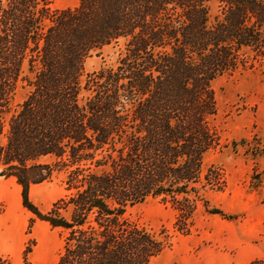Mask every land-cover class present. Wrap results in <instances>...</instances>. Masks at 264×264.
<instances>
[{
	"label": "trees",
	"instance_id": "trees-1",
	"mask_svg": "<svg viewBox=\"0 0 264 264\" xmlns=\"http://www.w3.org/2000/svg\"><path fill=\"white\" fill-rule=\"evenodd\" d=\"M49 4L0 0V173L64 232L53 264H150L167 237L126 217L149 198L171 202L181 233L199 205L230 219L208 199L221 185L208 160L219 144L211 82L264 58V0ZM107 46L121 47L114 66L85 75ZM19 81L30 90L13 109ZM61 171L68 195L41 212L29 188Z\"/></svg>",
	"mask_w": 264,
	"mask_h": 264
},
{
	"label": "rangeland",
	"instance_id": "rangeland-1",
	"mask_svg": "<svg viewBox=\"0 0 264 264\" xmlns=\"http://www.w3.org/2000/svg\"><path fill=\"white\" fill-rule=\"evenodd\" d=\"M78 2L50 0L49 6L72 8ZM209 6L211 22L219 8L216 1ZM120 50V46H107L92 53L85 60L84 74L114 66ZM211 88L216 115L210 122L219 144L208 160L218 168L221 185L219 190H209L208 199L230 219L208 214L199 205L187 224L188 232L181 233L171 202L149 198L128 208L129 221L167 237L163 252L150 264H246L264 258V58L250 69L216 78ZM29 90L26 82L19 81L10 99L13 109ZM63 180L61 171L30 186L29 199L47 212L68 195ZM63 239L61 229L51 228L22 206L15 178L0 176V264H53Z\"/></svg>",
	"mask_w": 264,
	"mask_h": 264
},
{
	"label": "water",
	"instance_id": "water-1",
	"mask_svg": "<svg viewBox=\"0 0 264 264\" xmlns=\"http://www.w3.org/2000/svg\"><path fill=\"white\" fill-rule=\"evenodd\" d=\"M0 176H3L2 173H0Z\"/></svg>",
	"mask_w": 264,
	"mask_h": 264
}]
</instances>
